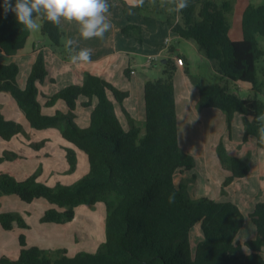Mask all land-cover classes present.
<instances>
[{"label": "trees", "instance_id": "16d2710c", "mask_svg": "<svg viewBox=\"0 0 264 264\" xmlns=\"http://www.w3.org/2000/svg\"><path fill=\"white\" fill-rule=\"evenodd\" d=\"M121 1L127 16L133 12L144 20L159 19L180 38L194 42L214 62L221 82L246 83L254 89L259 84L258 63L264 58V47L259 41V37L264 41V5L246 7L242 18L243 39L235 41L230 37V16L235 9L231 1L218 4L214 0H198L180 12L176 11V0H144L143 6L132 8L126 0ZM3 4L4 0H0V52L15 55L25 48L31 31L19 24L16 16L5 14ZM109 5L111 9L112 4ZM33 15L42 18V33L53 45L64 47L67 30L61 24L48 21L43 13ZM123 33L143 43L141 25L130 23L123 28ZM68 49L65 60H70L73 51L81 50L74 45ZM169 50L173 51L171 47ZM184 60L188 65V59ZM165 65L164 78L145 83L143 133L124 107L131 127L129 130L123 127L110 97L112 94L122 105L130 93L99 76L86 73L82 85H69L50 97L47 106L63 100L68 111L49 115L43 112L38 101L39 85L49 74L43 52L39 53L24 89L17 83L19 66L0 63V91L10 93L17 100L33 128L59 129L66 141L87 155L90 165L88 174L76 183L55 187L39 181V172L23 181L2 174L0 196L17 195L29 204L46 199L53 207L43 216L45 223L73 221L76 209L82 205L95 207L103 202L107 207L106 241L97 252H81L71 257L67 250L58 249V256L53 257L52 252L39 247L28 248L22 235L19 258L2 257L0 264H264V202L257 203L250 214L256 236L242 243L237 236L245 216L237 204L207 197L192 199L186 186L175 182L178 172L191 171L197 163L180 142L174 81L178 65L171 57ZM132 72L128 68L127 77ZM261 73L264 76V67ZM221 82L199 87V107L225 112L229 127L240 114L245 140L254 137L258 148L264 150V144L259 142L261 123L256 119L264 113V104L256 97H238ZM83 97L88 99L82 103L85 108L97 101L90 125L85 128L76 122L75 114ZM25 132L21 123L7 119L0 111V137L10 141ZM75 148H66L70 172L78 165ZM218 151L222 166L232 172L227 184L250 174L249 159L230 156L223 144ZM10 155L6 152L0 157V163L9 160ZM0 222L6 230L14 229L15 222L27 227L16 213L0 214ZM197 224H201L204 239L194 250L191 231Z\"/></svg>", "mask_w": 264, "mask_h": 264}, {"label": "rangeland", "instance_id": "374dc122", "mask_svg": "<svg viewBox=\"0 0 264 264\" xmlns=\"http://www.w3.org/2000/svg\"><path fill=\"white\" fill-rule=\"evenodd\" d=\"M218 4H223L226 1H231L235 5V9L230 16L232 22V29H241L242 28V18L243 12L249 5L261 6L264 5V0H214ZM139 15V14H138ZM37 23L40 24V29L38 31H31L30 40L28 43L29 47H32L33 43L38 44L39 40L42 41L41 49L45 56V62L48 58L49 60L56 59L57 57L64 59L66 52L70 50L66 48L65 44L67 37L63 41L64 47H55L48 36L42 33V18L37 19ZM163 23V22H162ZM234 36V33H233ZM46 39V43L43 41ZM172 42L169 44L168 48L174 49L171 51L166 49L162 55H160L153 65L152 68H143L140 65H137L136 70L143 79L149 78L148 80H156L160 78H164L166 65L163 63L164 60L172 58V55L177 54H188L189 64L187 73H179L175 74V88L178 86V97L181 100V96L185 97L188 100V103H191L190 97L194 94V101L199 99V87L205 86L208 84L220 83L221 77L220 74L217 73L215 69V64L212 60L201 57L197 50L193 48L192 42L182 39L174 34L172 37ZM259 41L261 42V46L264 47V41L262 37H259ZM196 45V44H194ZM48 46V47H47ZM197 46V45H196ZM198 47V46H197ZM4 58V57H2ZM18 62L15 56H9V63ZM19 66V75L17 77V83L20 87L26 85L29 78V71L27 70L26 62H18L16 63ZM47 65V64H46ZM132 65L135 66L134 61ZM123 63L118 62L115 68V71H120L122 69ZM264 67V58L258 63V82L259 84L255 87L246 84V83H229L226 81H222L223 84H227L229 87V92L236 94L240 98H258L264 104V76L261 73V69ZM128 69V65L127 68ZM125 69V70H126ZM123 71V75L125 73ZM48 72L50 76L56 77L58 81L56 83H52L49 78L46 79L47 84L45 86H41V88L53 87L59 88V85L65 80L64 75H69L73 73L72 69L69 67H48ZM86 75V73H85ZM84 75V79H85ZM54 77V78H55ZM104 79V78H103ZM106 80V79H105ZM125 80H127L125 78ZM108 81V80H106ZM109 82V81H108ZM221 82V83H222ZM111 83V82H109ZM114 87L113 83H111ZM192 90V91H190ZM61 91V90H60ZM177 98V96H176ZM38 101L42 105V107H49L47 104H43L41 97H38ZM199 101V100H198ZM9 105H15L17 109L18 107L17 100L9 93ZM52 107V106H51ZM50 107V108H51ZM50 110L52 112H56L57 110H62L61 107L56 103ZM205 110L204 120L203 118H198V115ZM81 110H76V122L79 125H83V117L86 115L84 112L80 113ZM190 114L194 119L192 124H189L188 127L181 125L182 132V148L185 152L194 156L196 160V167L191 171H185L184 173L178 172L175 175V182L177 185L183 183L192 199H199L203 197L211 198L220 202H233L237 204L244 216L245 223L237 236V240L244 243L246 240L253 238L254 231L257 233V229L255 224L252 222L250 214L254 211L255 206L259 202H264V150L258 148L256 144V140L254 137H250L247 141L245 140L244 134V125L243 120L240 114H237L236 118L233 120L231 127L228 126L227 116L225 112L222 110H210L199 107V102H197L194 109H190ZM217 111V112H212ZM63 112V111H62ZM53 113V114H54ZM220 113V114H219ZM189 120V121H190ZM191 125V126H190ZM143 130L145 131V125H141ZM231 128V130H230ZM54 130L59 129L55 128ZM57 133L59 134V132ZM22 137L20 141H23V145H28L29 149L35 152L23 153L20 151L9 150V155L14 154L16 157L11 156L9 160V175L15 178L18 181L27 175L28 178L31 177L35 173H40L39 181L48 184L50 187H55L58 184L63 185H72L79 181L83 176L87 173V167H89V160L86 154L82 153V155L78 156V165L77 169L74 172H70V165L67 158L66 165L63 169V151L61 148L63 147L64 151H66L65 145H61L59 147H53L49 145V150L52 152V149H56L58 153L54 157V162L56 165V169H52L54 164H50V156H47L41 152H39L44 147L46 148V141H42L39 143H28L27 141H31L32 136L26 131L21 134ZM61 135L59 134L58 137ZM62 137V136H61ZM27 141H26V140ZM63 143L66 142L63 138ZM61 143V142H60ZM224 145L226 152L230 156H240V158L249 159L251 164V172L245 178H239L235 181L227 184L228 178L232 175L230 170L225 169L222 166L220 155L218 151L219 145ZM39 146V148H38ZM14 147V144H13ZM207 154V157H204V154ZM53 153V152H52ZM236 156V157H238ZM1 162V163H3ZM0 163V164H1ZM26 166L19 169V166ZM261 166V167H260ZM33 168H36L33 171ZM22 171V173L20 172ZM33 171V173H32ZM90 171V170H89ZM8 174V173H3ZM2 175V174H1ZM0 175V176H1ZM196 176V178H195ZM19 178V179H18ZM27 179V178H26ZM25 180V179H24ZM5 196V195H4ZM11 196V195H6ZM18 198L17 195H12ZM21 203H25L18 198ZM36 201H41L37 203H47L50 207V203L46 199H38ZM35 201V202H36ZM25 205L29 206L30 204L25 203ZM39 209V208H37ZM19 214L22 218L23 216L17 212H9ZM106 216H107V207L106 204L100 202L93 206L82 205L76 209V218L73 221L66 222L63 226H60V229L63 233L60 241L55 238L56 244H60L63 246L61 250H67L69 256H75L81 252H90L95 253L99 250L101 244L106 241ZM43 218V217H42ZM41 218V221H42ZM24 219V218H23ZM24 222L26 223L25 219ZM43 222V221H42ZM17 226L15 230H33L30 229L29 225L27 227L20 226L18 222L15 223ZM69 224V225H68ZM68 225V226H64ZM9 230V231H13ZM36 230L34 229V232ZM255 233V234H256ZM24 235L21 233L18 237V243L20 242V236ZM25 236V235H24ZM27 238V237H26ZM204 239L203 231L201 224H197L191 231V243L192 247L195 250L198 243ZM91 243L89 244V242ZM27 242V241H26ZM98 245H97V244ZM96 244V245H94ZM28 248H31L27 244ZM44 250V249H43ZM48 252H52L53 257L58 256V251L55 249H47Z\"/></svg>", "mask_w": 264, "mask_h": 264}, {"label": "crops", "instance_id": "0c3cea01", "mask_svg": "<svg viewBox=\"0 0 264 264\" xmlns=\"http://www.w3.org/2000/svg\"><path fill=\"white\" fill-rule=\"evenodd\" d=\"M128 2V0H126ZM198 0H188V5H191ZM108 3L112 4V8L110 9V16L109 19L112 23V28L105 33L104 37L101 38H92L85 40L80 36V26L76 22H67L63 21L61 22V25L63 28H65L68 32L69 39H72L74 43L72 45L79 47L80 49L84 48H90L92 49V56H91V62L89 63H76L73 64L71 60H62L61 58L57 57L55 60H49L46 59V66L48 67H69V69L73 70V73H70L69 75H64L65 80L59 85L60 89L53 87H44L41 88V86H45L48 81H46L47 78L52 83H56L58 81L54 76L48 75L47 78L43 83L39 85L41 94L39 97H41L42 103L47 104L48 99L52 97L53 95L60 92V90H63L69 85L73 84H80L82 85L84 82V75L85 73H91L93 75L99 76L101 78H104L108 80L109 82L113 83L115 86L118 87V89L122 91H128L130 93V96L126 98L122 105L118 104L116 100H114V97L112 94H110V97L115 102V107L117 114L119 116V119L121 120L123 127L126 130H129L131 125L129 122L128 117L123 112V107L128 111L132 119L134 120V123L137 124L142 128L141 125H145L146 122V108H145V93H144V87L145 83L149 78L143 79L141 76H139V73L137 72L136 68L137 65L142 66L143 68H152L155 62L157 61L158 57L164 53L166 49H169L168 46L172 42L171 37L176 34L172 32V30L164 23H162L159 19H149L144 20L140 15L137 13L130 12L128 16L125 14L124 11V5L121 0H108ZM10 16H15L14 13L8 12ZM137 24L141 25L143 28V43H139L135 38L127 36L123 33V28L128 24ZM234 33V36H233ZM178 37L179 35L176 34ZM230 37L232 40H242L243 39V31L241 29H232L230 30ZM30 40V38H29ZM29 40L23 50H21L19 53L15 55H9L5 52H0V63L2 64H12V63H18V62H26L27 63V70L29 71V76L32 71V67L37 60V57L39 53L42 51L41 44L42 41L39 40L38 44L33 43L32 47L28 46ZM170 40V43H167V41ZM43 41L46 43V39H43ZM192 42V41H190ZM193 48L198 51L199 55L203 58L205 56L203 53L199 50V48L194 45L195 43L192 42ZM48 47V46H47ZM174 51V49H173ZM78 52L73 51V55H76ZM9 56H15L18 60V62H11L9 63ZM155 57V61L149 65L148 60L149 57ZM184 57L188 58V54H177L172 55V59L176 62L177 57ZM4 57V58H2ZM134 61L135 66L132 65V62ZM118 62H122L123 66L120 71H115L116 65ZM130 68L133 72L130 77H127L126 75V68ZM188 65L186 63L185 66H178L177 68V74L187 73ZM126 69V70H125ZM125 70V73L123 75V71ZM55 77V78H54ZM125 78L127 80H125ZM27 84V83H26ZM25 86L21 88H25ZM192 91V90H190ZM176 96H177V108H178V116H179V133H180V142L181 147L183 138H182V132H181V125L187 126L189 124H192L193 120H190V118H193V116L190 114V109H194L197 102H199V99H196L194 101V94H192V97H190L191 103H188V100H186L185 97L181 96V100L178 97V86H176ZM88 101L87 98L83 97L78 102V110H81L80 113L84 112L86 115L83 117V125H80L81 127H88L90 125V118L92 111L94 109L95 104L97 103L96 100H94V105L91 107H83L82 103ZM9 93L1 92L0 91V111L5 115V117L9 120H13L16 122L21 123L25 131H27L31 136V141H26L28 143H39L42 141H46V148L44 147L39 152L47 153V156H50L48 158L50 160V164H54L52 166V169H56V165L54 162V157L52 158V155L54 156L57 152L56 149H52L53 153L49 150V145H52L53 147H59L61 145H65V147L68 148H75L72 144H70L68 141H66L61 132L59 134L62 136L58 137L59 134L57 133L55 128H50L46 130H37L31 126L29 121L26 118L25 113L19 109L16 108L15 105H9ZM57 104L61 107L63 112L68 111L67 104L63 100H59ZM53 107V106H52ZM51 107V108H52ZM50 107H43V112L45 114L54 115L56 114L52 112ZM210 110H218V109H212ZM205 110L201 113V115H198V118H203L204 120V114ZM217 112V111H212ZM54 113V114H53ZM220 114V113H219ZM238 116V115H236ZM235 116V118H236ZM190 120V121H189ZM191 126V125H190ZM143 130V128H142ZM145 131L143 130V133ZM22 137L21 134L17 135L10 141L4 140L2 137H0V157H2L6 152H9V150L13 151H20L23 153H29L33 152L30 150L28 145H23L20 141V138ZM62 138L68 142L63 143ZM61 142V143H60ZM14 144V147H13ZM64 147V146H63ZM63 147L61 150L63 151V158L64 155L66 157V151H64ZM77 150V154L82 155L84 153L81 150ZM82 152V153H81ZM85 154V153H84ZM238 156V155H236ZM204 157H207V154L205 152ZM240 157V156H238ZM221 163V162H220ZM64 166L68 167L66 165V159H63V169ZM26 166H19V169L21 170ZM261 167V166H260ZM27 168V167H26ZM36 168H33V171ZM87 173L90 170L89 167L86 168ZM32 171V173H33ZM22 173V171H20ZM3 173L9 174V161L1 163L0 164V175ZM264 173V172H263ZM26 176L24 178L19 180H24L28 178L27 173H25ZM19 198V196H18ZM17 197L15 196H0V214L2 213H9V212H17L20 213L23 218L25 219L26 223L29 225L30 229L33 230H15L17 227L15 224V229L13 231H9L3 228L1 222H0V258L2 257H8L12 260H17L20 256L21 252V243H18V237L21 233L25 235L27 244L31 247H39L41 249L47 250V249H61L63 246L60 244H56L55 240H52V238L57 239L60 241V238L62 237L63 233L60 229V226H63V224H57V223H45L41 221V218L45 215L46 211L50 209L52 204H50V207L47 203H37L41 201H34L33 203H30L29 206L25 205V203H21ZM21 200V199H20ZM22 201V200H21ZM29 204V203H27ZM39 208V209H37ZM78 209V208H77ZM77 219V218H76ZM16 223V222H15ZM69 225V224H68ZM64 225V226H68ZM34 229L36 230L34 232ZM256 231H254V236H256ZM21 237V236H20ZM91 241L89 242V244ZM97 244V243H96ZM94 244V245H96ZM98 245V244H97ZM73 257V256H71Z\"/></svg>", "mask_w": 264, "mask_h": 264}, {"label": "clouds", "instance_id": "9594fccd", "mask_svg": "<svg viewBox=\"0 0 264 264\" xmlns=\"http://www.w3.org/2000/svg\"><path fill=\"white\" fill-rule=\"evenodd\" d=\"M130 8L141 7L144 0H128ZM188 7V0H176V11ZM4 12L15 14L19 24L29 31H38L40 24L37 23L39 17L34 18V13H43L46 19L56 25H60L62 20L76 22L79 26L80 36L85 39L103 38L105 33L112 28L109 19L110 5L108 0H4ZM74 43L72 39H67L66 48ZM92 49L84 48L76 55L70 57L73 64L91 62ZM261 123L258 129L259 142L264 144V113L256 117ZM174 196L170 197V202Z\"/></svg>", "mask_w": 264, "mask_h": 264}, {"label": "built area", "instance_id": "2783aa9c", "mask_svg": "<svg viewBox=\"0 0 264 264\" xmlns=\"http://www.w3.org/2000/svg\"><path fill=\"white\" fill-rule=\"evenodd\" d=\"M167 43H170V40H168ZM155 60H156L155 57H152V56L149 57V60H148L149 65H151ZM176 62H177L178 66H182L183 67V66L186 65L185 60L182 57H177L176 58Z\"/></svg>", "mask_w": 264, "mask_h": 264}, {"label": "water", "instance_id": "95a60500", "mask_svg": "<svg viewBox=\"0 0 264 264\" xmlns=\"http://www.w3.org/2000/svg\"><path fill=\"white\" fill-rule=\"evenodd\" d=\"M163 63L166 64L167 63V60H164Z\"/></svg>", "mask_w": 264, "mask_h": 264}]
</instances>
